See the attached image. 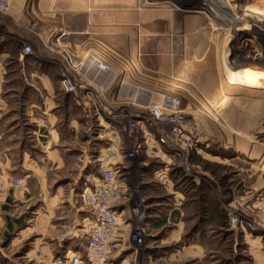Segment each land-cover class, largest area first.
Returning a JSON list of instances; mask_svg holds the SVG:
<instances>
[{
    "label": "rangeland",
    "instance_id": "374dc122",
    "mask_svg": "<svg viewBox=\"0 0 264 264\" xmlns=\"http://www.w3.org/2000/svg\"><path fill=\"white\" fill-rule=\"evenodd\" d=\"M69 4L73 5L72 2ZM106 5L98 2V9L105 11ZM257 5H260L259 11L254 13ZM47 6L56 14L64 2L55 0L41 5V9ZM8 11H0V19L9 25L10 19L5 18ZM113 11L117 15L114 41L123 35V38L128 37L131 47L140 40L142 48L139 51L103 48L96 51L98 55L88 53L84 56L82 60L100 61L119 75L111 92L97 96L96 102L100 100L113 111L131 103V93L122 96L118 92V80L125 77L122 83L138 87L135 93L143 92L146 96L140 107L128 105L129 109L145 114L147 106H160L163 95L177 99L179 111L185 117L182 127L193 142L192 145L179 143L180 152L173 158L163 147L156 151L148 144L147 150L143 144L136 157L129 161L122 159V154L133 149L134 140L142 142L140 130L137 128L128 134L130 129L127 127V132L107 128L113 132L107 136L112 141L106 142L103 148H109L106 151L114 155L113 162L128 167L121 173L128 185L137 189L133 201L143 198L146 205L149 201L146 192L140 189L139 173L150 174L144 180H152L151 173H166L171 183H163L157 175L154 190V194L165 201L163 210L168 211L176 203L174 191L183 196L179 205L184 212L181 217L183 238L178 242L162 240L161 244L156 242L154 245L164 253L201 246L207 252L204 264H264V73L257 74L258 68L264 67V0H115ZM41 13L36 0H27L25 16L29 24L25 19L21 22L17 18V25H10L13 35L0 33V43L11 44V49L0 55L2 101H9L11 92L24 90L17 61L19 50L22 53L24 46L33 53L25 57L50 59L76 83L75 69L67 63V55L70 54L75 66L81 61L75 60L70 40L64 37H52L46 48L42 46L39 37L49 26L44 25L48 22H44ZM101 20L105 21L104 18ZM137 28L140 29L139 36L135 32ZM124 63H128V72L126 69L121 72ZM159 64H162L161 69H158ZM177 73L186 75L184 84L174 82ZM239 77L243 79L242 83L237 81ZM155 79H160L156 80V86ZM231 86H234L233 91L226 92ZM86 101L92 105L91 100L87 98ZM218 102L221 107L212 108ZM12 109V113L3 110V116L0 111V134L8 133L11 118L18 116L22 121L19 103ZM91 117L97 129L106 128L103 124L98 126L96 115L91 114ZM162 128L168 130L166 125ZM18 131L19 135L24 132ZM69 174L52 173L49 185ZM97 175L100 177V173ZM9 183L17 191L29 188L31 197L23 204H10L6 211L0 210V264H71L73 252L82 254L80 245L85 232L75 234L70 211L67 208L53 211L51 205H45L32 178L21 176ZM80 191L78 188L75 206L84 211L78 198ZM68 195V192L63 194L64 197ZM2 203L5 201L0 195V205ZM8 216L11 219L23 217L22 225L9 231L4 219ZM132 217L128 237L136 234L137 228L143 229V209ZM170 219L160 236H168L173 224L178 222L173 215ZM74 235L82 238L79 237L77 243H70L68 239ZM146 242L143 240L136 247L137 255L130 258L128 264H144Z\"/></svg>",
    "mask_w": 264,
    "mask_h": 264
},
{
    "label": "crops",
    "instance_id": "0c3cea01",
    "mask_svg": "<svg viewBox=\"0 0 264 264\" xmlns=\"http://www.w3.org/2000/svg\"><path fill=\"white\" fill-rule=\"evenodd\" d=\"M54 1L36 0L38 10L42 12L41 14L45 18L44 22H48L44 25L49 26V29L39 37L44 48H46L45 45L50 38L63 34L64 39L70 40L75 60L81 61L80 63L87 59L82 60L86 54L98 55L96 51L103 48L112 50L134 48L138 51L142 48L140 40L131 47L128 37L123 38V35L118 36L117 40L114 41V19L117 16L113 11L115 0H63V8L57 10L56 14L48 6L44 10L41 9V5ZM69 2H72L73 5ZM98 2L107 3L105 11L98 9ZM26 8L27 0H11L8 14L5 17L10 19L9 25L0 19V33L13 35L10 27L17 25V18L21 22H24L22 20L25 19L26 24H29V20L25 16ZM101 18H104L105 21H102ZM119 23L124 24L123 22ZM135 32L139 36L140 29L137 28ZM10 49L11 44L0 43V55L7 53ZM19 54L17 61L21 67V80L23 82L21 85L24 90L11 92L9 101L0 99L1 113L5 109L6 112L12 113L13 105L19 103L20 116L22 117L21 122L18 116L11 118L7 125L8 133L0 134V191L3 192L0 195L5 201L0 205V210L6 211L10 204H23L31 197L29 188L17 191V188L11 187L9 182L13 178L21 176L32 178L38 188V194L44 197L43 203L48 206L51 205L53 211L67 208L72 215L69 217L72 218V228L76 229L75 234L83 232L86 215L81 209H76L77 191L78 188L81 190L80 187L85 183L89 185L98 178L99 168L95 162L96 153L97 150L104 149L106 142L112 141L107 136L113 132L108 131L105 127L100 130L93 126L92 105L86 101L84 92L78 91L75 94L65 92L60 82L66 73L62 69L56 68L50 59L38 56L21 57L20 50ZM127 65L128 63L122 65L121 72L123 69L128 72ZM161 65L159 64L158 69H161ZM74 72V81L79 85H84L83 77L77 70ZM179 76L177 73L173 77L174 82ZM156 80L160 81V79H155L154 86H156ZM184 83L185 81L182 84ZM93 87L95 90L98 89L96 86ZM18 130H24V132L19 135ZM106 132L108 134H105ZM5 140L8 142L6 143ZM148 144L151 145V149L159 151L157 145L152 141L146 143L147 150ZM122 159L125 158L122 157ZM52 173L71 174L62 175L54 184L49 185ZM151 174L152 180L143 179L150 176L149 173L138 174L140 189L146 192L149 200L144 209L143 219L145 221L142 225L144 243L148 242L144 245L146 249L143 258L144 264H150L152 261L154 263L160 261L159 264H174L179 261H184L185 264H204L207 252L201 246H191L190 249L187 247V249L182 248L164 253L154 245L156 242L161 244L162 240L178 242L183 238L184 224L181 217L184 212L179 209L183 200L179 191L173 193L177 198L176 203H173L168 211L167 209L163 210V207L166 208L165 201L161 198L162 196L154 194L157 186L156 177H158L157 175L161 176L163 183L171 182L166 173ZM5 186H7L6 189H3ZM67 192L69 193L68 197H64L63 194ZM118 209L122 213L123 221L111 245L110 264H128L130 258L136 257L135 252L138 244L131 237H128L133 225L130 205L122 202ZM172 215L174 220L178 222L173 224L174 228L168 236H160L162 229L167 227L171 221ZM4 219L9 231H13L14 227H20L23 223V217L20 216L15 217V219L8 216ZM79 237L82 238L81 235H74L68 240H71L70 243H77L80 241ZM83 237L84 241L80 245L82 251L85 246V236L83 235ZM151 244L152 246H150Z\"/></svg>",
    "mask_w": 264,
    "mask_h": 264
},
{
    "label": "built area",
    "instance_id": "2783aa9c",
    "mask_svg": "<svg viewBox=\"0 0 264 264\" xmlns=\"http://www.w3.org/2000/svg\"><path fill=\"white\" fill-rule=\"evenodd\" d=\"M9 8L10 0H0L1 12L5 13ZM62 36L63 34L58 36L57 39ZM32 54L28 46L23 47L21 57L31 56ZM67 56V63L77 70L85 80V84L79 85L64 76L60 82L61 87L70 94H75L78 91L84 92V95L92 101V111L97 116L98 126L102 127L101 125L103 124L110 130L121 129L124 132H127V127L130 129L128 134H132L137 128L140 130L142 142L134 140L133 149L122 154L126 160H133L142 145H146L149 141L156 144L159 149L161 147L165 148L168 156L172 158L180 152L179 143H185V145L187 143L193 144L190 135L182 127L185 117L179 111L180 104L177 99L163 95L159 107L149 105L146 107L147 111L145 114L134 112L127 106L135 105L140 107L141 103H143V98L146 96L143 95V92L135 93L138 87H130L118 80V83H120L118 92L125 96L131 93L132 97L131 103L120 105L113 111L100 100L96 102V98L97 96L102 97L104 94L110 93L119 75L113 73L102 62L92 61V58L89 60L87 58L83 63L75 66L71 62L70 54ZM106 70L110 74L106 73ZM92 85L98 87L97 90L99 91L95 90ZM118 117L122 120H118ZM123 119L124 122H121ZM163 125L168 126L167 131L163 130ZM106 150H109V148L99 149L95 157V162L99 166L100 177L89 185L85 183L78 194L86 215L83 225L85 246L82 254L79 251L72 254L69 260L71 264H108L111 245L116 237L118 227L123 221L122 213L118 209L121 203L126 202L130 205V213L134 217L139 214L140 209L144 211L146 207L145 199L132 200L137 189L130 187L125 179L122 178L121 170H128V167L121 166V163L113 162L114 155ZM184 174L188 178L191 177L189 173ZM17 186L19 187L20 184L17 183ZM143 231V229L137 228L136 234L131 236V239L138 245L142 244L144 240Z\"/></svg>",
    "mask_w": 264,
    "mask_h": 264
},
{
    "label": "bare ground",
    "instance_id": "6f19581e",
    "mask_svg": "<svg viewBox=\"0 0 264 264\" xmlns=\"http://www.w3.org/2000/svg\"><path fill=\"white\" fill-rule=\"evenodd\" d=\"M224 1L228 2L229 0H224ZM259 4H260V3H259ZM259 8H260V5H257V7H256V9H255V11H254V13H257V12L259 11ZM256 15H257V14H256ZM95 57H96V56H95ZM96 58H97V57H96ZM261 73H264V67H263V66H260V67L258 68V73H257V74H260V75H261ZM257 74H256V75H257ZM185 79H186V75L179 76V77H177V78L175 79V83H176V84H182V83L185 81ZM258 79H259V78H258ZM237 81H239V82L242 83L243 79L239 77V80H237ZM238 84H239V83H238ZM236 85H237V84L234 83V86H236ZM234 86H233V87L231 86V88H228V89L226 90V92L233 91ZM223 102H224V98L222 97V99H221V103H223ZM221 105H222V104H220V102H218L217 104H214V106H212V108L217 109V108L221 107Z\"/></svg>",
    "mask_w": 264,
    "mask_h": 264
}]
</instances>
